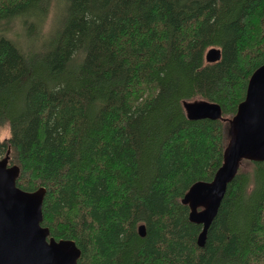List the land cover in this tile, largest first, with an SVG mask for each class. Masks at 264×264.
I'll return each mask as SVG.
<instances>
[{
  "label": "trees",
  "instance_id": "obj_1",
  "mask_svg": "<svg viewBox=\"0 0 264 264\" xmlns=\"http://www.w3.org/2000/svg\"><path fill=\"white\" fill-rule=\"evenodd\" d=\"M51 4L0 0V158L45 188L50 235L78 264H264V160L241 161L202 245L181 202L227 141L182 101L235 112L264 62V0H56L42 32Z\"/></svg>",
  "mask_w": 264,
  "mask_h": 264
},
{
  "label": "water",
  "instance_id": "obj_2",
  "mask_svg": "<svg viewBox=\"0 0 264 264\" xmlns=\"http://www.w3.org/2000/svg\"><path fill=\"white\" fill-rule=\"evenodd\" d=\"M220 49L209 47L206 62L218 60ZM189 119L227 121L222 161L208 181L193 182L181 197L190 221L201 224L197 243L202 245L227 183L243 159L264 160V62L250 74L243 99L230 117H223L217 102L202 98L182 101ZM19 167L8 163V150L0 158V264H78L80 249L71 238L55 239L41 224L45 188L24 190L16 185ZM138 233L144 234L143 224Z\"/></svg>",
  "mask_w": 264,
  "mask_h": 264
},
{
  "label": "rangeland",
  "instance_id": "obj_3",
  "mask_svg": "<svg viewBox=\"0 0 264 264\" xmlns=\"http://www.w3.org/2000/svg\"><path fill=\"white\" fill-rule=\"evenodd\" d=\"M55 3L56 0H52V4L50 5L48 14L42 24V32H45L46 30H50L56 20V15H57L56 10L58 6H55ZM15 24H19V21H16ZM14 31L16 33H19L21 31V28L18 25H16L14 27ZM34 46L37 47V40L34 41ZM5 135H7V129L4 127L0 129V136L2 137Z\"/></svg>",
  "mask_w": 264,
  "mask_h": 264
},
{
  "label": "bare ground",
  "instance_id": "obj_4",
  "mask_svg": "<svg viewBox=\"0 0 264 264\" xmlns=\"http://www.w3.org/2000/svg\"><path fill=\"white\" fill-rule=\"evenodd\" d=\"M8 32V31H7ZM13 37V36H12ZM14 38V37H13ZM17 38H18V36H17ZM20 40V39H19Z\"/></svg>",
  "mask_w": 264,
  "mask_h": 264
}]
</instances>
